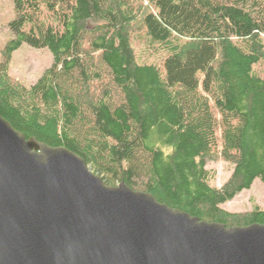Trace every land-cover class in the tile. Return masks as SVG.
<instances>
[{
	"label": "trees",
	"instance_id": "obj_1",
	"mask_svg": "<svg viewBox=\"0 0 264 264\" xmlns=\"http://www.w3.org/2000/svg\"><path fill=\"white\" fill-rule=\"evenodd\" d=\"M2 50L0 114L28 139L226 226L264 224V209L223 207L264 182V0H14ZM164 53L139 62L133 37ZM23 43L54 63L32 86L9 73ZM234 164L212 184L210 160Z\"/></svg>",
	"mask_w": 264,
	"mask_h": 264
},
{
	"label": "water",
	"instance_id": "obj_2",
	"mask_svg": "<svg viewBox=\"0 0 264 264\" xmlns=\"http://www.w3.org/2000/svg\"><path fill=\"white\" fill-rule=\"evenodd\" d=\"M0 264H264V224L228 227L107 185L0 114Z\"/></svg>",
	"mask_w": 264,
	"mask_h": 264
},
{
	"label": "rangeland",
	"instance_id": "obj_3",
	"mask_svg": "<svg viewBox=\"0 0 264 264\" xmlns=\"http://www.w3.org/2000/svg\"><path fill=\"white\" fill-rule=\"evenodd\" d=\"M16 18L14 0H0V63L2 50L6 44L14 38L10 23ZM147 43L140 36L133 37L139 62H154L161 64L164 53L155 52L148 48ZM54 63V54L49 47H34L23 43L14 51L9 62L10 75L23 85L30 87L50 68ZM254 72L264 78V61L254 66ZM207 168L215 172L212 184L222 186L231 176L234 164L222 159L210 160ZM255 206L264 209V182L256 178L250 189H245L235 198L228 201L223 207L232 212H247Z\"/></svg>",
	"mask_w": 264,
	"mask_h": 264
}]
</instances>
